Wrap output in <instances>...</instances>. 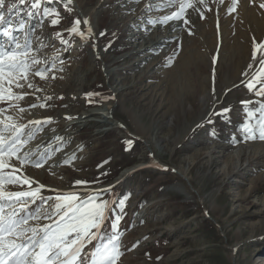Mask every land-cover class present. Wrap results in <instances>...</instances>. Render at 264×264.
I'll use <instances>...</instances> for the list:
<instances>
[{"label":"rangeland","instance_id":"1","mask_svg":"<svg viewBox=\"0 0 264 264\" xmlns=\"http://www.w3.org/2000/svg\"><path fill=\"white\" fill-rule=\"evenodd\" d=\"M78 1L85 16L63 0H39V8H32L34 0H5L0 9L7 23L25 22L33 33V55L43 62L36 68L56 64L46 79L31 77L33 88L15 89L28 93L20 123L53 121L27 146L47 148L52 158L17 175L44 185L45 196L52 190L86 195L87 189L109 200L103 231H110L115 215L123 216L119 264H264V142L245 143L241 131L249 122L243 102L256 112L252 123L264 103L245 86L259 71L261 53L254 61L253 51L254 42L264 43V0H236L234 12L233 0H205L208 8L196 3L199 11L188 9L187 25L151 23L176 10L168 0ZM45 9L59 13V25H51L55 17H45ZM85 17L97 40L68 31L80 19L87 35ZM172 24L181 25L175 37L142 52L140 41L153 28L164 37ZM138 29L146 35L133 42ZM187 83L191 89L183 91ZM109 101L123 126L104 123L103 114L86 117ZM180 183L192 197L174 186Z\"/></svg>","mask_w":264,"mask_h":264},{"label":"snow or ice","instance_id":"2","mask_svg":"<svg viewBox=\"0 0 264 264\" xmlns=\"http://www.w3.org/2000/svg\"><path fill=\"white\" fill-rule=\"evenodd\" d=\"M135 2L139 3L140 0ZM19 3L24 4L25 0H19ZM72 3L73 0H66L65 7ZM196 3L208 8L205 0H168L169 6L176 10L151 23L167 25L170 21L182 20L184 25H187L188 9L199 11ZM4 5L5 0H0V9ZM31 6L39 8V0H34ZM15 7L16 5L13 4L12 8ZM259 7L264 9V2L260 3ZM68 11L71 9L68 8ZM231 11H236V0H233ZM200 14L203 16L202 12ZM31 15L32 13H29V16ZM44 16L55 17L50 23L53 27L59 25L60 15L54 9H45ZM83 23L88 24L89 21L85 19ZM80 25L81 20L76 19L68 31L86 41L93 35V31L89 27L86 35ZM27 28L25 22H21L18 26L7 23L5 16L0 14V40H2L0 42V264H119L124 255L121 243L124 233L120 229L123 216L115 215L110 231H103L111 206L109 200H104L98 192L87 189L86 195L78 191L52 190L55 192L54 195L45 196L44 185L27 175H17L25 166L41 168L52 158L47 148L44 151H40L39 148H27L36 139L37 133L42 132L46 125L53 122L51 118L29 121L28 124L20 123L23 118L21 114L28 111L20 102L28 93L18 92L15 89L25 87L31 89L34 87L31 82L32 76L46 79V73L56 69L55 63L36 68V65L43 62L33 55L31 39L33 33L27 31ZM17 32L22 33V40L15 34ZM57 36L62 44H68L61 34L57 33ZM258 52L261 53L259 71L246 82L245 86L255 96L264 97V43L254 42V61ZM215 59L214 57V63ZM60 63L63 64L64 61L61 60ZM87 95L91 97L97 94ZM243 103L249 117V122L241 130L244 142L257 140L264 142V103L259 104L260 118L255 123L251 121L255 119L256 112L248 108V102ZM30 107H46V105L32 104ZM12 110L16 111V115L11 114ZM229 111L230 109L226 108L223 115L227 117ZM62 139L56 137L58 141ZM75 159L76 156L73 155L69 160L64 161V164H71ZM13 160L18 162L19 167L12 163ZM34 184L37 186L33 187ZM74 184L87 185L88 182L75 181ZM25 185H27L26 189H24ZM9 186H19L23 190L13 191ZM103 191L110 192L111 189ZM124 207V202H121V213ZM89 245L92 247L89 248Z\"/></svg>","mask_w":264,"mask_h":264},{"label":"bare ground","instance_id":"3","mask_svg":"<svg viewBox=\"0 0 264 264\" xmlns=\"http://www.w3.org/2000/svg\"><path fill=\"white\" fill-rule=\"evenodd\" d=\"M64 2H65V4H66V0H64ZM78 2V3H77ZM70 6H72L74 9H77L76 11H78V13L79 14H81L82 16H85V14H84V10L85 9H83L80 5H79V1L78 0H73V3L70 5ZM149 6H151V4L150 3H148L147 5H146V9H150V8H152V6L151 7H149ZM85 19H87L88 21H89V18H86L85 17ZM84 24V23H83ZM84 26L88 29L89 27H91V25H90V21H89V23L88 24H84ZM181 25L180 24H178V25H171L170 26V28H168V30H167V32L165 33V35H164V37L163 36H161V37H159L158 38V36H157V34H158V28L157 27H155V28H153V30H152V32H150L149 34H145L144 32H142V30L143 29H138V31H136L132 36H131V39L133 40V42H137L138 40H141V35L143 36H148L147 38L146 37H144V39H142V41H140V43H141V50H142V52H147V51H149L150 49H153L154 47H157V46H159V44H161V45H163V44H165V41L166 40H168L169 38H173V37H175L176 35H177V33H179V30L181 31ZM91 29H93V31L95 30L93 27H91ZM98 33H94V38H95V40H97V37H98V35H97ZM130 39V40H131ZM128 48H130V47H128ZM191 55L193 54V53H190ZM192 56H194V55H192ZM195 57V56H194ZM198 57H199V55H198ZM143 61H145V59H142L141 60V63L143 62ZM189 77V76H188ZM186 79V78H185ZM189 82V81H188ZM183 89V91H189V89H191L190 88V83H187V84H185L183 87H182ZM189 103H191V102H189ZM191 105H192V103H191ZM119 106V105H118ZM116 105L113 103V102H108V103H106V104H104V106L102 107V108H98V109H95L94 111H91V112H89V114L86 116L87 118L88 117H91V116H94V115H97V116H99V115H101V114H103L104 115V118H102V120L101 121H103L104 123H107V124H111V125H113V126H116V125H118V124H120L121 126H123V124L122 123H117V121L116 120H114V118H113V116H112V112L116 109ZM81 117H83L84 118V116H81ZM81 117H80V119H81ZM104 119V120H103ZM49 139H50V137H49ZM49 139L48 138H46L45 139V141L46 142H48L49 141ZM239 156H241V153H240V155ZM239 156H238V158H239ZM153 163H154V165L157 167H164V165H162L159 161H156V160H153ZM180 173V172H179ZM180 174H182V173H180ZM183 175V174H182ZM177 189H181L182 190V194L183 195H185V196H189V197H192V195L190 194V192L189 191H187V189H185V187L183 186V184H175L174 185Z\"/></svg>","mask_w":264,"mask_h":264},{"label":"water","instance_id":"4","mask_svg":"<svg viewBox=\"0 0 264 264\" xmlns=\"http://www.w3.org/2000/svg\"><path fill=\"white\" fill-rule=\"evenodd\" d=\"M64 1V0H63ZM173 172L175 173H178L182 178H184L179 172L175 171V170H172ZM186 180V179H185Z\"/></svg>","mask_w":264,"mask_h":264}]
</instances>
